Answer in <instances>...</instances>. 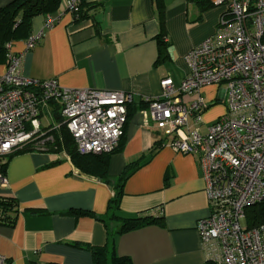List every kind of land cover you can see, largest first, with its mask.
<instances>
[{"label": "crops", "instance_id": "0c3cea01", "mask_svg": "<svg viewBox=\"0 0 264 264\" xmlns=\"http://www.w3.org/2000/svg\"><path fill=\"white\" fill-rule=\"evenodd\" d=\"M10 1L0 0V7ZM86 2L90 8L84 16L74 19L56 10L48 28L45 16H35L36 43L27 49V38L15 40L10 51L21 56L20 73L26 77L55 79L65 88L132 93L123 136L106 153L111 182L78 172L65 152L33 149L6 157L8 187L1 193L16 200L17 212L12 225L0 224V254L8 264H92L87 246L107 245L130 264H205L197 230L198 220L209 213L202 166L195 154L173 151L171 136L145 121L142 111L146 99L160 95L162 78L179 85L187 73L186 54L215 32L223 8L201 10L188 0ZM161 37L166 46L160 53ZM6 67L0 57V75ZM213 87L216 96L208 97L201 133L222 114L214 105L224 102L222 86H205L201 95L207 101L205 92ZM195 98L181 97L185 104ZM52 106L40 113L43 129L58 123ZM189 123L194 127L191 117ZM133 164L138 166L124 181L112 212L115 180ZM138 216L155 221L120 232L123 219Z\"/></svg>", "mask_w": 264, "mask_h": 264}, {"label": "built area", "instance_id": "2783aa9c", "mask_svg": "<svg viewBox=\"0 0 264 264\" xmlns=\"http://www.w3.org/2000/svg\"><path fill=\"white\" fill-rule=\"evenodd\" d=\"M81 1L61 0L57 12L78 19ZM209 1L223 8L215 32L188 51L179 85L170 77L160 80V95L146 99L142 114L171 136L169 146L195 154L202 166L209 213L197 230L205 264H264V225L247 229L244 215L245 207L264 197V0ZM53 23L47 15L44 27ZM37 39L29 36L26 48ZM6 47L7 67L0 75V217L7 198L1 193L8 187L6 157L26 146L47 150L49 131L60 125L41 127L45 107L59 106L61 124L80 154H103L119 144L132 102L129 91L65 88L55 79L26 77L21 56ZM208 85L223 87L225 111L201 133L198 125L211 104L201 89ZM183 94L196 98L185 104ZM0 264H8L1 254Z\"/></svg>", "mask_w": 264, "mask_h": 264}, {"label": "trees", "instance_id": "16d2710c", "mask_svg": "<svg viewBox=\"0 0 264 264\" xmlns=\"http://www.w3.org/2000/svg\"><path fill=\"white\" fill-rule=\"evenodd\" d=\"M195 3L201 10L212 7L213 5L209 0H188ZM61 0H12L3 7H0V57L5 62L7 53V44L19 39L28 38L31 36V23L32 19L38 15H51L54 13ZM90 8V5L86 0H82L79 4L78 14L84 16L86 10ZM158 44L161 50L165 48L166 43L163 38L158 39ZM53 104V103H52ZM52 113L55 121L60 123L58 128L49 131L52 136V141L45 142V146L49 149V152L59 154L65 152L69 160L72 162L78 172L97 176L100 180L110 183V178L107 174V154H80L75 146L74 140L64 124L62 123L60 108L57 104H53ZM129 108V105L127 106ZM160 146L156 145L152 152H155ZM31 146H26L22 149L16 150L9 154L10 158L14 154L24 153L31 151ZM59 160V159H58ZM6 162V161H5ZM138 165H130L124 172H122L115 180L113 185V194L110 198L108 208L115 210L118 208L120 197L123 194V183L131 172ZM3 214L1 215L0 224L12 225L16 212L17 202L14 198L7 197L2 201ZM34 211H40V209H33ZM76 212V210L74 211ZM244 215L246 221V228L250 229L264 225V197L261 201L249 205L244 208ZM155 219L149 216H138L128 219H123L121 231H127L134 228H138L145 223L154 222ZM92 254V264H130V259L127 256L116 255L114 248L107 245L103 246H87ZM207 264H213L208 262Z\"/></svg>", "mask_w": 264, "mask_h": 264}, {"label": "rangeland", "instance_id": "374dc122", "mask_svg": "<svg viewBox=\"0 0 264 264\" xmlns=\"http://www.w3.org/2000/svg\"><path fill=\"white\" fill-rule=\"evenodd\" d=\"M215 87H213V88H211V89H209V90H206V92L205 93H207L208 95H207V102L208 103H210V101H209V96H211V97H213V96H216V91H217V89L215 88ZM202 90V89H201ZM216 90V91H215ZM206 99V98H205ZM214 105H215V107L217 108V110L216 111H219V112H224L225 111V103L224 102H222V100H218L217 102H214ZM214 105H212V107H210L208 110H211L212 108L214 109ZM215 108V109H216ZM43 122H44V119L42 120ZM169 146V145H168ZM173 151H175L171 146H169ZM178 152H180V151H178ZM182 153V152H181Z\"/></svg>", "mask_w": 264, "mask_h": 264}]
</instances>
